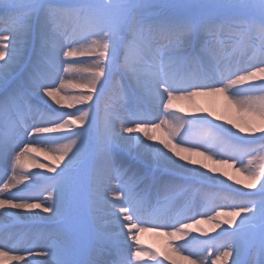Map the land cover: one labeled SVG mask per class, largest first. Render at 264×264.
Segmentation results:
<instances>
[{
  "label": "snow or ice",
  "instance_id": "6c2138e0",
  "mask_svg": "<svg viewBox=\"0 0 264 264\" xmlns=\"http://www.w3.org/2000/svg\"><path fill=\"white\" fill-rule=\"evenodd\" d=\"M0 9V193L9 190L0 210H25L34 221L52 222L22 248L0 239V258L164 264L140 246L139 233L172 229L166 234L181 240L188 221L199 224L200 216L227 227L197 249H173L187 251L189 264H228L229 258L264 264V163H256L264 162V0H0ZM72 71L80 84L65 75ZM69 87L87 91L73 96L65 92ZM113 87L126 106L102 109ZM216 93L250 119L243 126L228 120L232 127H226L209 118L213 113L189 119L169 111L175 100ZM64 99L75 101L68 104L74 111L64 109ZM32 114L39 120H30ZM162 126L168 139L154 143L150 133ZM192 126L215 132L192 138ZM38 144L58 146L56 165L40 164L54 175L32 173L25 184L30 175L21 171L18 179L17 168ZM194 156L230 167L238 162L236 170L249 180L244 188L257 191L233 188L227 183L233 176ZM146 182L184 191L221 187L235 197L162 216L158 206L171 198L154 202L139 190ZM18 184L24 187L11 191ZM7 215L16 220L21 213ZM18 251L25 255H10ZM86 251L87 261L81 258Z\"/></svg>",
  "mask_w": 264,
  "mask_h": 264
},
{
  "label": "bare ground",
  "instance_id": "6f19581e",
  "mask_svg": "<svg viewBox=\"0 0 264 264\" xmlns=\"http://www.w3.org/2000/svg\"><path fill=\"white\" fill-rule=\"evenodd\" d=\"M2 10V9H0ZM249 55H251L249 53ZM67 78L73 83V84H80L82 82L81 75L78 74L76 71H72L65 74ZM259 80V77L257 78V82ZM251 82H246L245 85L240 87H247V84ZM115 91L118 92L117 88ZM87 89L76 87L72 88L69 87L65 89V92L69 95L78 96L80 92H86ZM62 96L64 93L61 94ZM111 98H113V101L109 103V108H112L114 102L118 99V96L111 95ZM75 103V101H69L67 99H64L62 101L63 107L66 110H75V108L68 109L69 103ZM106 102L104 99L101 104V108L103 109L105 105L103 104ZM121 104H124L126 106V103L122 102ZM121 104H118V106H115L116 109L121 108ZM107 105V104H106ZM76 107H83V105L76 104ZM114 108V109H115ZM170 112L177 113L181 116H184L185 118H192L199 115H206L208 113H213V116H210L209 118L213 120L214 123H223L226 127H232V125H228L227 121L231 120L233 121V124H240L241 126L244 125V123L250 119V116L248 113H246L244 110L238 108L226 94L222 93H216V94H206V95H200L197 97L192 98L191 100L188 99H180L173 101V108L169 110ZM101 115H103V112H101ZM223 117V120L217 121L215 117ZM162 118V117H161ZM31 119L39 120V116L36 114H32ZM117 128L119 127V124L117 123ZM81 127L80 125H73V129H78ZM166 126H162L159 129H154L150 133L151 135H154L157 137V140L154 141V143H158L161 139H168V133L165 130ZM187 128V125L185 126ZM185 129H181V132H184ZM233 131H238V129L233 128ZM209 132H215V130H210L206 128L205 126H192L188 130V135L192 138H202L208 135ZM142 135V134H141ZM241 135H247L245 133H241ZM259 135V134H257ZM33 151L29 153V157H23L21 160V165L17 168V178L19 179V173L21 171L28 173L30 175V179L28 181H25L24 183H31L32 173H44L46 175H54V173L48 172L47 168H41V163H50L52 166H55L57 163V156L59 155L58 152L54 151L57 145H33ZM225 148L228 146L225 145ZM186 155L188 153H185ZM35 158V159H34ZM193 159H196L198 161H201L202 163L208 164L209 168H219L221 172H227L229 176H233L235 180L242 181L241 184L237 185L235 183V180H227V177L221 176L222 179L227 180V183L231 185L233 188H240L244 192H256L257 189H246L244 188V184L249 183V180L247 179L246 174L243 172L237 171L236 169L240 167L238 162H232L229 163L233 166L228 165H221L215 162V160H209L202 156H194ZM257 165H260L261 162L257 160ZM60 166H63V162H60ZM59 169L57 168V171ZM215 175H220V173H216ZM11 177V172L8 173V178ZM5 179V182H7V179ZM39 182H42L40 180H37V184ZM0 187H2V184H0ZM24 184H18L16 186V189H11V191H16L17 189L23 188ZM145 189H150L152 191V194L149 196L152 198V200L155 202V200L158 198L160 201H164L165 197H172L175 195V192H169L171 190H175L178 188H172V189H165L164 187H155L150 186L148 182L145 183ZM215 192L219 191H227L224 196L217 197L216 201L218 204L220 203H227L229 202L233 197H235L230 191H228L226 188L221 187H210ZM180 189V188H179ZM145 190V191H146ZM9 190H5L3 193H0V198H4L8 194ZM208 191V187L200 189L198 191L192 192V199L189 198V193L182 192L179 200H194L195 206H197L201 211L204 210L207 198L205 199V195ZM232 193V194H230ZM47 195V192L44 194ZM172 195V196H171ZM110 198L114 199L115 196L110 194ZM258 198V197H257ZM167 207V204L159 205V211L163 208ZM224 210V209H222ZM228 209L227 211H229ZM15 211L18 213H21L20 216L16 220H12L8 217L7 213ZM33 211H40V210H33ZM225 211V210H224ZM41 215H47L44 213H41ZM200 220H202L200 224V227L198 224L193 223L192 221H189L192 226L185 231L189 234L181 240L175 239V237H171L169 235L164 236L168 231H171L172 229H161V230H148L142 233H139V239H140V246L143 248H146L150 250L151 252L156 253L157 259L163 260L164 264H189L188 260H185L183 257L188 254L187 251L179 252V251H173L174 248H179L182 245L187 244L192 249H197L200 246L201 241H205L210 237L217 236L218 233H220L223 229V227H227L226 225H221V228H215V222L207 220V217H200ZM221 220V219H218ZM17 224V226H21L23 232H33V235L36 237L40 235L41 233L45 232L46 230H43L44 225L51 224V221H34L30 218V213L26 212L25 210H14V209H8L7 206L4 210H0V234L3 232H7L13 229H10L14 227ZM147 227V225H145ZM193 229V230H192ZM231 230V229H230ZM195 233V234H194ZM165 238H164V237ZM150 237V238H149ZM193 237H196V239H193ZM152 239V240H150ZM9 242V246L15 245L14 239L12 237H9L7 239ZM153 241V242H152ZM129 243H134L133 241H128ZM36 251H41V249L37 248ZM214 251V250H213ZM10 255H25L23 251L20 253L15 252L11 253ZM91 256L90 252H84L82 254V259ZM167 257V258H166ZM27 259V257H25ZM42 258V257H41ZM213 259L215 256L212 257ZM252 257L249 256L248 259H251ZM191 259H197V257L193 256ZM142 260H148V257H142ZM0 264H24L23 261H16L9 259V257H2L0 258ZM149 264H155V261H149ZM221 264H223V261H221ZM228 264H231V258H229Z\"/></svg>",
  "mask_w": 264,
  "mask_h": 264
},
{
  "label": "rangeland",
  "instance_id": "374dc122",
  "mask_svg": "<svg viewBox=\"0 0 264 264\" xmlns=\"http://www.w3.org/2000/svg\"><path fill=\"white\" fill-rule=\"evenodd\" d=\"M0 11H2V10H0ZM116 89H112V91L105 97V100H106V102H104L103 104H107V106H109V103L111 102V101H113V98H111V95L113 94V95H115V96H119L120 95V93H119V90H118V92L117 91H115ZM116 101H118V103L117 102H114V104L116 105V104H119L120 103V100H116ZM114 108V107H113ZM71 111H74V110H71ZM27 157H29V156H26V158ZM46 164H48V165H51L50 163H46ZM40 184H42V182H39L38 183V186H40ZM42 187V186H41ZM191 192V191H190ZM210 192V191H209ZM38 194V193H37ZM45 194V193H44ZM225 194H221V196H224ZM209 205H208V207H212V206H214L215 204H218L217 202H210V203H208ZM217 210H222V209H217ZM225 211H227L228 209H224ZM198 217L199 216H197V219H198ZM218 219H223L222 217L221 218H218ZM189 222V221H188ZM48 226V228L49 227H51L52 225H47ZM198 226L200 227V224H198ZM200 229H201V227H200ZM193 230V229H192ZM12 234V232H7L6 234H5V236H3V237H0V239H7V236H9V235H11ZM195 234V233H194ZM167 234H164V236H166ZM189 235V234H188ZM163 236V237H164ZM150 238V237H149ZM165 238V237H164ZM150 240H152V239H150ZM153 242V241H152ZM25 243L24 242H21L20 243V245L18 246V247H21L22 248V246L24 245ZM19 253H20V251H18Z\"/></svg>",
  "mask_w": 264,
  "mask_h": 264
}]
</instances>
